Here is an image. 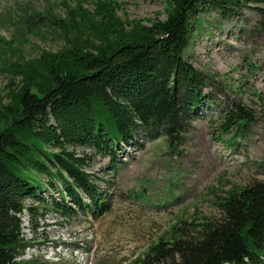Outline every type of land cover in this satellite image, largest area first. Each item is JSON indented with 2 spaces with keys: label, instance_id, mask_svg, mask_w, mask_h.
<instances>
[{
  "label": "trees",
  "instance_id": "16d2710c",
  "mask_svg": "<svg viewBox=\"0 0 264 264\" xmlns=\"http://www.w3.org/2000/svg\"><path fill=\"white\" fill-rule=\"evenodd\" d=\"M119 8L95 0L92 9L69 7L64 18L48 15L63 46L11 65L18 81L10 80L0 104V264H38L21 259L33 246L24 213L35 233L47 210L70 220L110 210L107 190L86 170L91 155L108 157L114 169L120 142L142 131H180L211 102L207 75L183 55L201 13L253 9L264 23V0H169L162 20H123ZM10 42L0 36V48ZM221 117L219 133L233 135L216 140L233 149L247 112L229 105ZM51 190L58 193L47 199ZM225 193L218 217L173 225L137 264H264V179Z\"/></svg>",
  "mask_w": 264,
  "mask_h": 264
},
{
  "label": "rangeland",
  "instance_id": "374dc122",
  "mask_svg": "<svg viewBox=\"0 0 264 264\" xmlns=\"http://www.w3.org/2000/svg\"><path fill=\"white\" fill-rule=\"evenodd\" d=\"M94 1L0 0V36L11 41L0 48V104L8 102L14 88L8 87L14 79L10 69L20 55L33 59L63 46L60 30L48 15L64 18L69 7L81 2L92 9ZM113 1L119 3L117 14L123 20H162L169 7V0ZM197 20L183 55L207 75L210 87L204 90L213 94L211 102L180 131H142L128 143L120 142L114 149V169L108 157L91 155L86 170L107 190L110 210L97 219L80 215L72 220L47 210L35 233L24 213L22 231L33 246L21 259L38 264H137L173 225L218 217L225 192L264 179V23L253 9L233 17L206 11ZM237 104L248 119L230 149L216 139L227 140L233 133L220 134L218 125L228 106ZM57 193L45 195L50 199Z\"/></svg>",
  "mask_w": 264,
  "mask_h": 264
}]
</instances>
